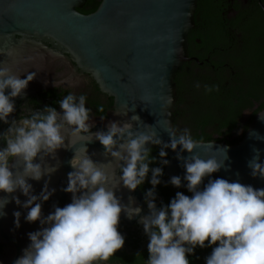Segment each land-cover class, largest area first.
I'll return each instance as SVG.
<instances>
[{
	"label": "clouds",
	"instance_id": "obj_1",
	"mask_svg": "<svg viewBox=\"0 0 264 264\" xmlns=\"http://www.w3.org/2000/svg\"><path fill=\"white\" fill-rule=\"evenodd\" d=\"M21 75L0 67V123L9 125L0 134L5 145L0 147V193L4 194L0 196V218L6 216V205L14 202L26 211L25 222H39L41 227L28 234L30 243L14 264H106L125 244V237L118 231L122 213L129 220L140 217L138 223L149 241L146 264H190L188 257L197 247L212 249L205 264H264V188L210 178L225 168L227 146L213 151L210 145L212 152L223 153V160L213 155L202 157L195 151L200 141L189 128L169 126L164 130L169 142L164 143L153 127L144 125L141 131L135 115L130 123L109 122L106 131L93 133L90 129L95 125L92 110L86 107L87 96L74 92L57 101L60 111L46 106L18 120L10 119L15 111L14 100L23 95L36 73H27L24 79ZM195 87L201 85L197 82ZM204 91L219 92V86L204 85ZM103 110V106L98 108ZM66 129H71V138L65 135ZM252 135L264 140L258 133ZM94 141L104 149L108 164L100 165L87 154L85 144ZM77 142H83V148L73 150L71 146ZM148 145L159 147V167L150 168L157 160ZM65 148L73 151L69 161L73 170L63 189L71 194V203L63 208L54 206L45 217L42 204L55 190H49L45 181L39 195H35L28 181L39 182L54 174L58 167L45 161L55 159L56 153ZM166 149L183 161L185 172L183 178L173 176L169 183L179 189L183 179L191 196L178 191L168 205L158 207L156 188L162 182L163 167L169 164ZM182 153L189 155L184 158ZM253 153L247 167L253 178L264 180L260 150L253 148ZM113 162L120 173L118 178L116 169L108 170ZM205 178L208 182L201 189ZM146 180L151 184L144 193L148 214L141 216L142 209L133 206L131 197L125 205L116 192L121 186L134 192ZM17 192L26 198L23 203ZM13 217L18 229L21 211L13 212Z\"/></svg>",
	"mask_w": 264,
	"mask_h": 264
},
{
	"label": "water",
	"instance_id": "obj_2",
	"mask_svg": "<svg viewBox=\"0 0 264 264\" xmlns=\"http://www.w3.org/2000/svg\"><path fill=\"white\" fill-rule=\"evenodd\" d=\"M85 1L0 0V67H8L16 73V66L22 67L20 64L27 62L29 54L37 50L49 51L48 45H51L55 48L53 55L69 56L78 69L93 78L101 93L113 100L112 111L106 119L94 121L91 132L106 131L109 122L130 123L135 115L139 117L137 124L141 131L145 130L144 125L151 126L162 142H169L164 130L173 127L175 77L189 60L186 42L194 27L197 0H101L93 14L84 16L77 9L82 8ZM262 119L264 109L234 146L200 142L195 151L202 157L213 155L223 160V153L212 152L211 144L213 151L225 146L228 149L225 168L212 174L211 179L223 178L251 185L254 189L264 188V180L253 178L247 167L254 155L253 148L260 150V161L264 162V140L252 135L258 133L264 137ZM136 127L133 123V128ZM65 135L71 138V129H66ZM71 147L82 149L83 142ZM85 147L94 162L108 164L109 158L104 156L99 142L86 143ZM166 152L169 164L164 167L165 182L171 185L169 181L173 176L183 178L185 172L183 161L177 160L176 153L171 149ZM181 155L187 158L189 154ZM72 158L73 151L65 148L59 150L53 160L54 164L57 161V171L61 175L53 184L60 193L55 202L58 207L71 203V194L63 189L67 186L68 173L73 170L69 164ZM113 169L118 178L120 173L115 162L108 170ZM208 179L205 178L201 189ZM179 189H187L183 179ZM116 195L125 205L131 197L135 201L133 206L142 209L141 216L148 214L139 187L129 192L121 186ZM139 219L129 220L123 213L120 217L131 223Z\"/></svg>",
	"mask_w": 264,
	"mask_h": 264
},
{
	"label": "flooded vegetation",
	"instance_id": "obj_3",
	"mask_svg": "<svg viewBox=\"0 0 264 264\" xmlns=\"http://www.w3.org/2000/svg\"><path fill=\"white\" fill-rule=\"evenodd\" d=\"M198 1L194 14V27L187 35L189 60L183 64L179 73L177 71L175 77V105L179 101L180 111L184 113H187L185 107L189 102L201 95L204 85L220 81L228 86L230 81L236 80L242 84L248 73L254 71L260 64L264 66V59L259 61L263 50L261 47L255 46L250 41L253 40L250 39V34L244 31V15L247 12L251 15L257 5L264 15V5L260 0H211L218 4L221 10V19L214 22H210L199 13ZM100 2L101 0H95L94 5L97 6L91 9L88 6V0H86L82 8L77 9V12L84 16L91 15L96 11ZM258 40V43H264V32L261 33ZM48 49L49 51H34L26 57L28 58L26 64H20L22 67L16 66L14 74H25L21 75V79L26 78L27 73L35 72L36 75L33 81L28 84L23 95L14 100L15 111L11 114L10 119L18 120L24 115L42 111L46 106L55 107L57 111H60L57 101L63 99L70 92L87 96L86 107L92 110L93 122L106 119L112 111L113 100L102 94L93 78L78 69L69 56L65 54L53 55L52 52L55 48L51 45H48ZM233 63H237L238 76L231 66ZM197 82L201 85L199 89L195 87ZM100 106H103V112L98 111ZM257 107L258 105H255L252 109L244 110L243 116L249 118ZM8 126L0 123V134L5 132ZM4 146L3 141L0 140V147ZM53 160L47 158L45 162L49 166L55 167L57 161L54 164ZM15 163L17 167H22L20 162ZM60 176L56 171L50 177H44L39 182L32 180L28 182L33 186V194L39 195L45 181H48L49 190H53V184L59 180ZM54 190V194L49 200L42 204V215L45 217L54 211L55 202H58L57 197L60 193L58 190ZM3 195L0 193V196ZM15 195L22 203L26 200L19 192ZM156 196V203L159 207L162 205L163 195ZM142 198L144 200L143 194ZM15 211H21L18 229L14 226L13 212ZM5 212L6 216L0 218V264H14V261L22 255L23 250L30 243L28 234L39 230L41 226L39 222H25L26 211L17 207L14 202L6 205ZM118 231L125 237V244L106 264H146L149 241L143 231V226L138 222L131 223L120 220ZM211 251L212 249L208 247L203 249L197 247L194 254L188 257L190 264H205V259L211 254Z\"/></svg>",
	"mask_w": 264,
	"mask_h": 264
},
{
	"label": "trees",
	"instance_id": "obj_4",
	"mask_svg": "<svg viewBox=\"0 0 264 264\" xmlns=\"http://www.w3.org/2000/svg\"><path fill=\"white\" fill-rule=\"evenodd\" d=\"M264 5V0H260ZM95 0H88V6L94 9ZM198 11L203 17L214 22L221 19L220 6L211 0H199ZM244 15V31L250 34V40L257 47H261L263 53L259 58L264 59V43H258V38L264 32V15L263 12L256 9ZM218 39V36H217ZM261 63V62H259ZM236 76H238L237 63L231 64ZM180 69L178 70L179 73ZM219 92L213 91L206 94L204 89L201 95L191 100L185 109L187 113L181 112L179 101L174 107L173 127L178 129L189 128L192 136L202 143L217 142L226 143L228 146L238 144L244 137L249 124L255 116L264 109V66L258 65L254 71L248 73L242 84L238 81H230L228 86L222 82H216ZM182 103V102H181ZM255 105L258 107L254 110L249 118L243 116L246 109H252ZM151 156L155 157L157 163L151 164L152 167H159V147L152 146ZM168 159V157H166ZM151 174L149 173L150 179ZM164 175L161 177V184L156 188V195H163V205H168L175 198L176 193L182 192L186 196H191L187 189H177L165 182ZM143 196L144 193L151 189L148 180L139 187Z\"/></svg>",
	"mask_w": 264,
	"mask_h": 264
}]
</instances>
